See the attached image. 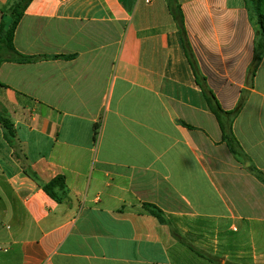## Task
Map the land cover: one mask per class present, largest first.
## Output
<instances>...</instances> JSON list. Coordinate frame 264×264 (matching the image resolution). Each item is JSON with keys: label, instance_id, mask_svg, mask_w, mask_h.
Segmentation results:
<instances>
[{"label": "crops", "instance_id": "0c3cea01", "mask_svg": "<svg viewBox=\"0 0 264 264\" xmlns=\"http://www.w3.org/2000/svg\"><path fill=\"white\" fill-rule=\"evenodd\" d=\"M178 2L189 54L166 0L29 5L14 45L35 59L0 66V264H264V48L251 77L244 0Z\"/></svg>", "mask_w": 264, "mask_h": 264}, {"label": "trees", "instance_id": "16d2710c", "mask_svg": "<svg viewBox=\"0 0 264 264\" xmlns=\"http://www.w3.org/2000/svg\"><path fill=\"white\" fill-rule=\"evenodd\" d=\"M34 0H13L11 7L4 12L0 23V66L5 62H19L24 63L35 58L26 57L19 53L14 45L15 32L26 12L29 5ZM169 11L178 26L183 47L190 52L188 46L186 30L184 25V17L178 0H166ZM246 8L248 9L250 20L256 32V58L254 65L250 69L251 77L255 75V69L261 59L264 48V0H244ZM190 56V55H189ZM198 85L204 93L206 102L211 112L216 117L222 132V141L227 145L230 152L240 163L250 161L247 154L244 152L240 142L237 140L233 132V123L239 114L236 109L231 112H225L221 109L219 102L214 94L207 88L204 80H198ZM0 123L2 124L6 138L12 140L15 137V132L11 121L7 118L5 113L0 110ZM249 170L253 175L264 183V174L250 166ZM55 184L52 183L45 187L46 193L54 199H58L53 192ZM144 210L150 215L156 217L160 222H164V213L160 208L152 204H144Z\"/></svg>", "mask_w": 264, "mask_h": 264}, {"label": "built area", "instance_id": "2783aa9c", "mask_svg": "<svg viewBox=\"0 0 264 264\" xmlns=\"http://www.w3.org/2000/svg\"><path fill=\"white\" fill-rule=\"evenodd\" d=\"M155 0H145V2L147 3V4H151V3H153Z\"/></svg>", "mask_w": 264, "mask_h": 264}]
</instances>
